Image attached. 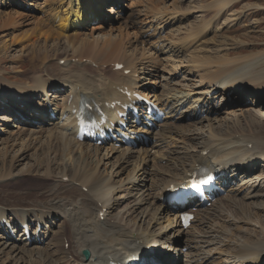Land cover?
<instances>
[{
    "label": "bare ground",
    "instance_id": "obj_1",
    "mask_svg": "<svg viewBox=\"0 0 264 264\" xmlns=\"http://www.w3.org/2000/svg\"><path fill=\"white\" fill-rule=\"evenodd\" d=\"M133 1L129 16H137V20L143 17L136 24L150 27L141 28L144 31L139 36L140 40L151 37V26L157 22H154L157 18L162 20L160 29L163 24L168 26L173 20L178 21L177 18L186 19L185 16L173 15L175 13L171 14L167 10L159 11L157 17L150 16L147 12L150 11V5ZM168 1L170 0H154V3L164 4ZM187 1L180 0L182 3ZM233 1L218 0L214 7L224 12ZM9 2L15 3L16 0ZM13 3L4 11L1 9L5 3L2 4L0 29L4 28L8 20L20 22L27 16L20 9L25 7V1L22 7ZM65 4L67 8L61 7L62 12H56L61 22L60 36L67 39L68 43L76 44L81 33L73 25L92 21L93 17H100V21H103L104 8L110 6L108 10L111 15L112 7L117 2L67 0ZM200 9L208 10L206 6ZM150 18L151 21H148ZM121 19V15L116 14L111 22L120 23L123 27L125 22ZM95 29L97 31L99 27ZM154 35L153 38H157ZM91 38L92 40L82 39L80 45H88V48L95 46V50L100 45V39ZM144 39L141 43H144ZM123 40L124 35L120 33V38L108 37L100 47L109 55H120L126 50ZM178 45L176 42L172 46L171 43L165 45L163 42V47L161 44L159 46L162 47V54L167 53L174 57L185 49V46L179 48ZM51 57L52 55L44 60ZM72 58H57L54 69L45 66L42 70L44 75L29 78L32 83L30 85L14 82L0 71V122L3 123H0V136L8 133V128L22 130L23 125L34 127L38 123L49 122V109L44 103L48 104L51 97L54 111L59 110L61 114L56 118L58 124H54L57 129H54L55 132L49 131L48 138L52 140L51 148L60 146L65 152L63 162L56 161L63 170L62 175L53 179L52 176L47 177L52 185L39 191L41 199L37 197L13 202L0 197V249L3 247V253H6L3 263H12L19 256L18 261H22V264H110L111 261L128 264L142 259L147 261L152 254L158 264H264V236L261 237L264 235V123L254 119L251 124L253 126L249 124L248 130L237 129L230 136L224 134L225 129L229 131V124L238 125L253 117L264 120V81L253 82L248 76L251 74L243 72L242 67L226 69L227 66L222 63L220 67H216L217 75L209 77L207 83L210 87L206 92L203 85L178 89L169 84L157 86L159 90L156 91L147 85L152 83L150 79L144 83L136 79L139 67L125 57L123 60L112 59L113 61L95 59L91 55L75 56L78 61ZM65 59L67 60L62 66L61 60ZM195 60H189L191 67ZM153 61L150 63L154 64ZM36 63L37 61L32 63L31 72L34 74L38 68L34 65ZM101 63L111 64L114 69L120 64L124 67L122 72L113 70L112 76H109L97 69V65ZM202 66L205 68V65ZM221 66L224 72H229L227 75H219ZM131 67H135L137 71H132L129 76L124 75ZM193 73L195 72L191 69L190 74ZM219 79L221 84L216 83ZM116 87L135 90L144 98L161 105L167 110L165 118L168 122L155 131L133 125L131 131L147 136L146 144L138 148H115L113 145L96 147L77 140L70 113L78 108L82 98L103 106L116 99L123 100L124 97ZM61 88L65 97L59 95ZM220 89L221 93L218 92ZM231 96H235L236 101H230ZM252 100L258 105L242 107V102L249 103ZM237 107H242L239 113L233 111ZM206 109V114L200 115ZM17 111L25 114L26 118L18 117ZM107 112L115 121L114 111ZM177 112L179 115L174 119ZM223 114L225 118L220 119ZM207 119L215 121V124L209 125L210 130L207 127L199 129L198 126L203 122L207 126ZM62 121L63 125L60 126ZM43 131L30 132V138L35 139L33 137ZM28 132L29 130L24 129L22 134L27 135ZM223 144L224 147H230L231 152L229 156L219 160L215 157L217 146ZM75 145H79L80 152L75 151ZM197 147L201 149L198 150ZM101 150L106 152L103 158L106 163L102 164L106 166L104 171H101L100 163H92V152L98 154ZM90 159L93 161H88ZM18 162L20 163H16ZM108 166L112 169H108ZM200 169L224 173L222 181L230 183L231 186L227 194L217 199L210 208H200L195 223L185 230L179 225L178 205L170 202L169 198L167 204L165 199L171 187L186 186L193 171ZM26 172H29L28 169L20 173L25 175ZM71 173L74 177L69 176ZM125 187L133 189V193H128ZM133 197L136 198L135 205L139 207L134 206ZM102 198H105V203ZM119 203L122 207L114 212ZM5 218L12 223L11 230L22 229L18 224L26 221L30 226L35 223L36 227L33 228L30 238L26 237L24 229L20 230L22 234L18 238L21 239L17 240L11 236V230H5ZM39 223L41 232L38 230ZM236 228L239 229L238 233ZM84 251L89 253V260L84 258Z\"/></svg>",
    "mask_w": 264,
    "mask_h": 264
},
{
    "label": "rangeland",
    "instance_id": "obj_2",
    "mask_svg": "<svg viewBox=\"0 0 264 264\" xmlns=\"http://www.w3.org/2000/svg\"><path fill=\"white\" fill-rule=\"evenodd\" d=\"M24 1L25 7L20 9L24 11L27 16L25 15L26 17L20 22H17V20H8L4 28L0 29V71L3 75L9 76L14 82L19 81L20 83L30 85L32 83L29 78L37 75H44L45 73L42 72V70L45 66L54 69L57 58L66 57L68 59L73 57L78 61V58H75V56L80 57L83 55H91L95 57V59L101 58L107 61L123 60L124 57L127 60L130 59V61H134L139 67L138 69L136 66L138 70H136V73L139 77L143 78L141 81L144 83L147 79H150L152 83L146 84L156 91L159 90L157 86L160 87L161 84H169L174 88L178 87V89L193 88L194 85H203V90L206 92L210 87L207 82L211 77L213 78L217 75L216 67H220L222 63L223 66H227L226 69H230L231 67L236 68L237 66L242 67L243 72L251 74L248 76L253 82L264 81V0H234L233 4L228 6L224 12L214 7L218 0H188L185 3L180 2V0H170L164 4L162 2L154 3V0H134L133 2L135 3L139 2L144 5H150V11H147L150 16L155 15L157 17L159 11L167 10L171 14L175 13L173 15L186 17L185 20L177 18L178 21L175 22V20H173L168 26H164L163 24L162 29L159 28L162 20L158 19L157 22L155 20L154 22L156 23L151 26L153 28L150 32L151 37L146 39L143 38L144 43H141L143 39L140 40L139 36L142 35L141 28H147L143 24L142 26L141 24H136L141 21L143 17L137 20V16H129L132 0H115L117 4L112 7L111 15H109L110 10H108L110 6L104 8L103 13L105 14V18L103 21H100V17H95L93 18L94 20H88L89 23H84L77 28L81 33L79 34L81 38L76 43L77 45L75 43L70 44L71 42L68 43L67 39L60 36L62 33V30H59L61 22L58 20L56 12L61 13L63 10L62 8H67L65 4L67 0H16L15 3L9 2V0H0V8L2 4L5 3L1 11L7 10L12 3L18 7H22ZM27 5L30 7H26ZM203 6H206L208 10H201L200 7ZM116 14H120L122 22H125L122 25L123 27L120 26V23L111 22ZM151 19L152 18L148 19V21H151ZM97 27H99V30L96 31L95 28ZM120 33L124 35L123 43L126 50L124 49L120 55H109V53L107 54L104 52L100 47L101 43L107 40L108 37L111 39L120 38ZM154 34H156L157 38H153L155 37ZM91 37L100 39V45L97 46L95 50L93 49L95 46L88 48V45V47L80 45L82 39L88 38L92 40ZM188 38L191 41H189ZM160 41H163L165 45L171 43V46L172 43L176 42L179 43V48L185 46V49L181 50L182 53L171 57V54L161 53L163 42L160 43L161 47L159 46ZM50 55L55 58L52 59L51 57L44 60V58ZM73 58L72 60H74ZM67 59L61 61L65 62ZM193 59L196 60L191 67L189 60L191 61ZM36 61L37 63L34 65L38 68L35 70L37 73L34 74L31 72L33 69L32 63ZM150 61H153L154 64H151ZM61 65L63 66L64 64ZM202 65H205V68ZM98 68L102 73L112 76L111 73H113V70L111 69V64L104 65L101 63L97 65V69ZM189 69H193L195 73L191 75ZM132 70L134 71V69L131 68L129 73L124 74L129 76ZM52 71L54 73V70ZM91 71L92 70H90V72ZM228 73L229 72H224L221 66L219 75L225 76ZM216 83L221 84V80L219 79ZM60 95L65 97L63 93ZM242 103V107L244 108L258 105L254 100H252V102L249 101V103ZM59 104H62V102H59ZM242 107H237L233 111L239 113ZM224 118L225 114L220 116V119ZM254 119H256L255 121L258 120L264 123L263 119L253 117V119H248V122L241 121L238 125H235V123L229 124L228 128L230 132L225 129L224 134L230 136L231 132L234 130H248L249 124L253 126L251 124H253ZM206 122H208L207 126L204 125L203 122L198 128L205 129V127H207V129H209L210 124H215V121L208 119ZM54 124H58V120L49 121L44 124L38 123V125H34V127L23 125V127H21L22 130L8 128L6 129L8 133L0 136L1 198L11 199L13 202L37 199V197L41 199L42 196L39 195V191L52 185V182L47 177L52 176L51 179H53V177L62 175L63 170L56 161L63 162L65 152L61 150L60 146H53V148H51L52 140L48 138L49 131L53 130V132H55L54 129H57V126ZM62 125L63 124L60 123V126ZM24 129L29 130L27 135L25 133L22 134ZM39 130L44 131L41 132L42 134L34 136L33 138L35 139H31L29 135L30 132H37ZM240 136L241 135H239L238 138H240ZM207 139L208 137L206 140ZM64 142H66V140H64ZM197 148L198 150L201 149V147ZM74 149L75 151H81L79 145H75ZM23 152L24 154H22ZM230 152V147H224V144L219 145L217 146L215 157L219 160H223L230 155ZM92 153L94 154V162L92 163H100L101 171H104L106 166L102 164L105 162L103 158L106 152L101 150L98 151V154H96L95 151ZM209 154L211 155L210 151ZM16 159L20 161V163H16ZM93 160L90 159L88 161ZM41 161L42 164L40 163ZM110 168L112 169V167L108 166V169ZM27 169L29 172H26L25 175L20 173L27 171ZM114 172H116V170H114ZM72 173L69 174L70 177H74ZM16 175L19 177H16ZM113 179L116 180L115 177ZM124 189H126L128 193H133L134 191L129 187H125ZM102 199H104L103 203H105V198ZM132 199L134 206L139 207L135 205L136 198L133 197ZM120 207H122V205L119 203L114 212H118ZM247 212V215H249L250 210L248 209ZM223 228L225 227L223 226ZM238 232L239 229L236 228V233ZM19 233L20 232H17L18 235ZM20 235L18 237H20ZM263 236L264 235H261V237ZM18 237L17 240H20L21 238ZM226 237L227 234L224 239H226ZM3 249V247L0 249V264L6 259V253H3ZM18 258L19 256H17L15 260L11 259L13 261L12 263H6L5 261L3 264H22V261L19 260V262Z\"/></svg>",
    "mask_w": 264,
    "mask_h": 264
}]
</instances>
